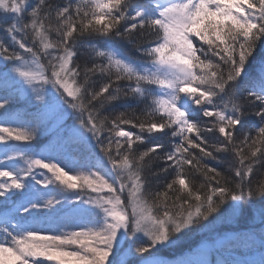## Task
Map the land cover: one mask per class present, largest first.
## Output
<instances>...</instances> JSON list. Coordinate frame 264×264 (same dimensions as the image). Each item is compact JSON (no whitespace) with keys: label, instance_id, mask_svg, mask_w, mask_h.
I'll use <instances>...</instances> for the list:
<instances>
[{"label":"snow or ice","instance_id":"6c2138e0","mask_svg":"<svg viewBox=\"0 0 264 264\" xmlns=\"http://www.w3.org/2000/svg\"><path fill=\"white\" fill-rule=\"evenodd\" d=\"M0 33V264H170L257 203L264 264V0H0Z\"/></svg>","mask_w":264,"mask_h":264},{"label":"trees","instance_id":"16d2710c","mask_svg":"<svg viewBox=\"0 0 264 264\" xmlns=\"http://www.w3.org/2000/svg\"><path fill=\"white\" fill-rule=\"evenodd\" d=\"M146 2V0H144ZM0 35H3L0 33ZM5 42L7 43V38L5 37ZM121 50L133 59H140L138 54L127 46H120ZM90 50L88 48H82L80 56V62L83 63L87 59V54ZM259 60V54L252 63V70L255 71L256 61ZM32 104H35L34 98ZM28 104L27 102L20 104L17 103L13 107L19 108L21 112L33 113L36 108ZM136 106L133 105V108ZM123 108H117L116 111H122ZM27 120H31V115H25ZM52 120H48L45 124H49ZM20 123V120L16 121ZM73 123V118L66 119V125ZM255 123V118H248L244 124V128L241 131L247 130L252 127ZM44 125V124H43ZM49 126V125H48ZM47 126V127H48ZM135 131V130H133ZM50 139L49 134H45L37 138L33 142L32 151L36 153H44L46 156L51 152L52 155L59 159L61 163L65 164L69 168H79L81 164L85 163V156L88 154H81L79 152L74 153V159L70 162L68 159L64 158L62 155H58L56 151L49 145L48 141ZM15 143V142H13ZM143 147V146H141ZM100 156L99 150L95 149L94 154L88 156L87 162L89 164H94L96 158ZM79 161L77 163L76 161ZM214 164V162H209ZM232 163L231 156H223L222 163L217 166L220 170H226L228 165ZM44 171V170H38ZM261 171H264L259 165L257 166V171L254 173L253 179L260 178ZM151 187L155 189L158 184H162L163 180L157 181L155 178H150ZM2 200V198H0ZM260 204L257 203L255 208L245 210L240 214V216L235 220H229L227 222L222 220H217L214 224L209 225L207 228H202L199 230H192L186 235H183L180 240L170 249L165 250L161 256L163 259L169 262L177 261H192L193 252L196 251L198 257L203 258V261H208L210 264H245V262H258L261 258V251L259 248V231H260V218L259 212L257 211ZM255 215V219H253ZM47 226V225H45ZM246 229H253V231H245ZM227 236L226 239L224 237ZM195 255V256H196ZM190 256V258H187ZM195 260V261H194ZM194 264V263H193Z\"/></svg>","mask_w":264,"mask_h":264},{"label":"rangeland","instance_id":"374dc122","mask_svg":"<svg viewBox=\"0 0 264 264\" xmlns=\"http://www.w3.org/2000/svg\"><path fill=\"white\" fill-rule=\"evenodd\" d=\"M14 105H16V104H14ZM26 116H23L22 117V119L20 120V123H23V122H26V121H28L27 120V118L26 119H24ZM54 123V121L52 120L49 124H44V125H42V131H41V134L38 136V138L39 137H41V136H44L45 134H48V129H50L51 128V126H52V124ZM49 125V126H48ZM71 125V124H70ZM48 126V127H47ZM67 126V125H66ZM53 194H55V193H53ZM224 237V236H223ZM227 238V236H225L224 237V239H226ZM194 253H196V251H194L193 252V254H192V256H193V259H196V261L195 262H193L194 264H196V262H199V261H203V258H200V257H198L199 255H196V254H194ZM196 255V256H195ZM187 258H190V256H188ZM178 262V261H177ZM45 264H48V262H45ZM170 264H176V262H170Z\"/></svg>","mask_w":264,"mask_h":264}]
</instances>
